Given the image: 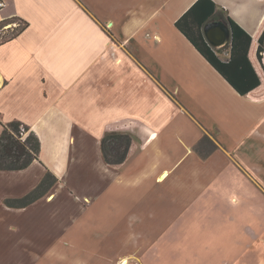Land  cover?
Masks as SVG:
<instances>
[{"label": "crops", "instance_id": "obj_1", "mask_svg": "<svg viewBox=\"0 0 264 264\" xmlns=\"http://www.w3.org/2000/svg\"><path fill=\"white\" fill-rule=\"evenodd\" d=\"M0 1V34L23 29L0 43V134L2 123L21 120L42 144L27 168L0 170V255L38 246L47 256L67 239L108 264L146 248L157 256L161 245L196 264L219 255L233 256L223 264H264V98L237 92L176 27L197 0ZM213 1L252 37L260 31L264 0ZM229 41L211 44L223 60ZM263 93L264 84L255 94ZM122 121L136 148L118 167L105 160L102 138ZM47 170L58 181L41 198L5 203ZM72 191L84 199L69 201L76 230L50 233L47 217L59 223L57 198ZM100 224L108 231L81 230ZM127 243L134 250L120 252Z\"/></svg>", "mask_w": 264, "mask_h": 264}, {"label": "trees", "instance_id": "obj_2", "mask_svg": "<svg viewBox=\"0 0 264 264\" xmlns=\"http://www.w3.org/2000/svg\"><path fill=\"white\" fill-rule=\"evenodd\" d=\"M213 0H197L177 21L176 27L192 42L198 51L222 76L242 95L252 99L264 98L255 92L263 86L264 80L257 64L264 72V22L255 37L246 32L226 11H219ZM222 19L231 27V39L227 44L229 55L223 60L208 42L204 26L213 19ZM19 30V29H18ZM9 29L0 43L17 36L22 30ZM129 122L112 124L102 138L105 160L114 166H122L134 152L136 143L133 136L123 129ZM0 134V170H20L40 159L41 140L30 126L21 120L2 123ZM58 177L47 170L42 181L28 194L17 198H6L10 207H26L41 198Z\"/></svg>", "mask_w": 264, "mask_h": 264}, {"label": "rangeland", "instance_id": "obj_3", "mask_svg": "<svg viewBox=\"0 0 264 264\" xmlns=\"http://www.w3.org/2000/svg\"><path fill=\"white\" fill-rule=\"evenodd\" d=\"M205 143H203V145ZM209 148L210 147L208 146V148H206L205 150L207 151V150H209ZM261 159L262 158H259L258 160L263 163V160H261ZM84 178H86V177H84ZM72 192H73L72 193L73 196H69L67 198L65 195L64 197L57 198V200H59V201L56 202L55 204L60 207V214L65 215V218L64 219L60 218V214L58 213L59 211H57V214H59V215H57V221H59V223L58 222L55 223L56 222L55 216L53 214L49 215L47 217V228H48V231L50 233L54 232L55 235L57 234V235H60L61 237L62 236H71L72 235L71 231L76 230V228H74L77 224L76 214L67 215L68 214L67 212H68L69 201L73 200L75 202L82 203V202H84V199H82V200L79 199V196L74 191H72ZM91 197L93 198L92 195H91ZM85 201H89V199L86 198ZM82 206H83V204H82ZM53 212L55 213V210H53ZM113 226L114 225H111V227H113ZM129 227H132L131 223L126 225V231L127 232H129ZM81 230L83 232L85 231V233H87L89 236L93 237L95 234L94 231L107 232L108 231V225L100 224L96 227H87L85 229L82 228ZM52 236H54V234H52ZM151 241L152 240L144 241V246L149 247ZM214 242L215 241H210L209 243H214ZM10 243H12V241H10ZM214 244H212V246ZM61 246L65 248L64 250H62V252L61 251H59L58 253L53 252L47 256L38 254L39 253L38 246H32V247L30 246V248L28 250H26L25 254H20V255H17L16 253L15 254L14 253L9 254V252H12V251H9L6 254V256H8V258L4 257L5 254L3 256L0 255V264H96L98 262H101L103 264H108L107 263V260H108L107 256H105V259H102L101 257H98V256L89 255L88 251H86L88 249L85 248L83 246V244L79 241H72L71 242L67 239H64L59 247H61ZM168 247H171V246L161 245L160 249L163 252L161 254H158L157 256L156 255L151 256L150 252L148 254H145V253H147V248H146L142 251L141 257L128 256L129 254H127V255H123V256L119 257L118 261L112 262V264H196L197 261L194 262V258L192 256L188 258V256L186 257V256H183L181 254L175 256L177 258H176L175 262H173L175 257L172 256L171 254L167 253V250H170V248H168ZM112 249H114V248L112 247ZM133 250L134 249L132 248V246H130V243H127L125 245L123 244L120 247V252H123V253H128V252L133 251ZM111 258H113V257H111ZM232 258H233V256H231V255L201 257L203 262H207L208 264L209 263L210 264H214V263L223 264L226 261L232 260ZM247 258L251 259V256L247 257ZM122 260H123V262H121ZM250 264H253V263L251 262Z\"/></svg>", "mask_w": 264, "mask_h": 264}, {"label": "water", "instance_id": "obj_4", "mask_svg": "<svg viewBox=\"0 0 264 264\" xmlns=\"http://www.w3.org/2000/svg\"><path fill=\"white\" fill-rule=\"evenodd\" d=\"M220 30L221 36L215 38L214 30ZM204 33L210 44L214 47L224 46L231 37V29L228 23L223 20L211 21L204 26Z\"/></svg>", "mask_w": 264, "mask_h": 264}, {"label": "built area", "instance_id": "obj_5", "mask_svg": "<svg viewBox=\"0 0 264 264\" xmlns=\"http://www.w3.org/2000/svg\"><path fill=\"white\" fill-rule=\"evenodd\" d=\"M4 4L5 3L3 1H0V6H3ZM17 25H18V23L14 21L13 23L9 24L8 27L9 28H15ZM8 27L6 26V28H8ZM4 35H6V34L5 33L0 34V37L2 38V37H4Z\"/></svg>", "mask_w": 264, "mask_h": 264}]
</instances>
